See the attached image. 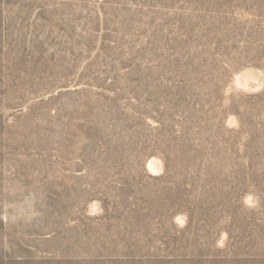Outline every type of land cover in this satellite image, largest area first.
<instances>
[{"label":"rangeland","instance_id":"rangeland-1","mask_svg":"<svg viewBox=\"0 0 264 264\" xmlns=\"http://www.w3.org/2000/svg\"><path fill=\"white\" fill-rule=\"evenodd\" d=\"M0 264H264V0H0Z\"/></svg>","mask_w":264,"mask_h":264}]
</instances>
